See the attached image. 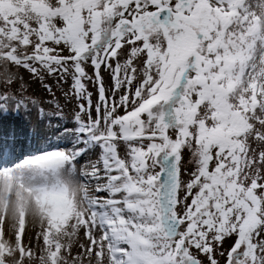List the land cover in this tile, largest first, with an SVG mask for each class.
<instances>
[{
  "label": "snow or ice",
  "instance_id": "obj_1",
  "mask_svg": "<svg viewBox=\"0 0 264 264\" xmlns=\"http://www.w3.org/2000/svg\"><path fill=\"white\" fill-rule=\"evenodd\" d=\"M21 113L0 264H264V0H0Z\"/></svg>",
  "mask_w": 264,
  "mask_h": 264
},
{
  "label": "bare ground",
  "instance_id": "obj_2",
  "mask_svg": "<svg viewBox=\"0 0 264 264\" xmlns=\"http://www.w3.org/2000/svg\"><path fill=\"white\" fill-rule=\"evenodd\" d=\"M51 110L52 109H49V111ZM35 120V113H33L30 117L24 116L23 113H21L20 116L0 117V121L6 125L4 127L5 130L12 126H15L18 130H27L31 127V124L34 123Z\"/></svg>",
  "mask_w": 264,
  "mask_h": 264
},
{
  "label": "rangeland",
  "instance_id": "obj_3",
  "mask_svg": "<svg viewBox=\"0 0 264 264\" xmlns=\"http://www.w3.org/2000/svg\"><path fill=\"white\" fill-rule=\"evenodd\" d=\"M27 78V77H26ZM30 91H34L35 94L38 97H46L47 94L43 92V90L41 89L39 84H33L32 85V89ZM59 94V93H58ZM46 111H49V109H46ZM70 112L68 111V109L65 110V118H68V116H70Z\"/></svg>",
  "mask_w": 264,
  "mask_h": 264
}]
</instances>
